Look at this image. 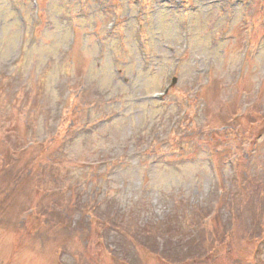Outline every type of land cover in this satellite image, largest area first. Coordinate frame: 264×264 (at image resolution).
Listing matches in <instances>:
<instances>
[{
  "label": "rangeland",
  "instance_id": "rangeland-1",
  "mask_svg": "<svg viewBox=\"0 0 264 264\" xmlns=\"http://www.w3.org/2000/svg\"><path fill=\"white\" fill-rule=\"evenodd\" d=\"M118 228L264 264V0H0V264H127Z\"/></svg>",
  "mask_w": 264,
  "mask_h": 264
},
{
  "label": "trees",
  "instance_id": "trees-1",
  "mask_svg": "<svg viewBox=\"0 0 264 264\" xmlns=\"http://www.w3.org/2000/svg\"><path fill=\"white\" fill-rule=\"evenodd\" d=\"M43 151V149H42ZM28 169H26V172H29V166H27ZM178 224H181L183 222H177ZM174 224L176 223H167V222H162L160 225H158L156 227V231H143L142 234L139 233L138 235V239L141 237L142 240H143V245L147 247V249L149 250V254L151 255H159L162 259H164L165 261L167 262H170V263H179L181 261H185V260H188L190 258H192V255H191V249H192V246H191V241L188 240L187 241V244L189 245V248H188V245L186 247V251H188V254L187 255H181V256H177V255H171V251L169 249H167L165 246L163 249H160V247L157 246V243L156 245H154V241H157V239L162 235V236H170L171 233H174ZM123 224H120V226H122ZM116 226V225H114ZM174 226V227H173ZM123 230L125 231L124 233L128 232V230L126 229V227H122ZM120 228L117 229L116 233H117V236H116V244L113 245V248L112 251L115 250V254H117L116 252L119 251L118 253V257L120 260H122L123 262L127 263V264H145V260L137 257V258H132L129 256V252L132 248H135L133 245L134 244H131L128 242H126L125 240V236H124V233L121 232L119 230ZM134 237H136L135 235H132ZM146 243H145V241ZM145 248V247H144ZM147 250V251H148ZM110 251V254H111V250L108 248V252ZM179 253H182V251H178ZM154 253V254H152ZM205 253V250L204 249H201L197 252L198 255H202ZM95 264H99V263H95Z\"/></svg>",
  "mask_w": 264,
  "mask_h": 264
}]
</instances>
